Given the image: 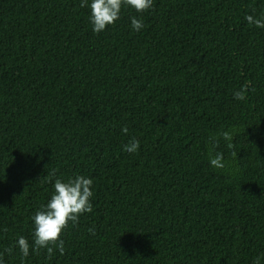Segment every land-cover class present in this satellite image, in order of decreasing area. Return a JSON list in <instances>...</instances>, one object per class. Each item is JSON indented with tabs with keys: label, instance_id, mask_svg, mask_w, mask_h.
<instances>
[{
	"label": "trees",
	"instance_id": "obj_1",
	"mask_svg": "<svg viewBox=\"0 0 264 264\" xmlns=\"http://www.w3.org/2000/svg\"><path fill=\"white\" fill-rule=\"evenodd\" d=\"M80 4L0 0L6 264H264V28L245 20L264 0H154L99 34ZM231 129L214 168L209 138ZM76 174L94 180L93 211L69 223L63 255L22 257L16 239L31 242L55 180Z\"/></svg>",
	"mask_w": 264,
	"mask_h": 264
},
{
	"label": "clouds",
	"instance_id": "obj_2",
	"mask_svg": "<svg viewBox=\"0 0 264 264\" xmlns=\"http://www.w3.org/2000/svg\"><path fill=\"white\" fill-rule=\"evenodd\" d=\"M154 0H81V7L90 9L89 21L92 31L99 34L106 30L109 25H113L119 20L124 8L134 9L142 13L152 8ZM245 20L249 25L257 28H264V13L247 14ZM131 27L139 32L145 27L142 18L131 17ZM247 88H241L233 93L236 100H245ZM121 131L128 132L127 126ZM235 130H223L216 136L209 138V163L212 167L223 169L227 161L222 152L215 151L220 139L228 142V147L232 148V141ZM128 152H136L140 148V141L133 138L125 146ZM233 157L237 156L235 150ZM53 192L47 202L38 208L32 216L34 230L31 237L19 236L13 247H18L22 257L27 258L31 253L40 249H46L48 259L54 255L56 249L61 255L65 252V241L61 238L69 223H77L83 213L93 211L92 200L95 197L94 180L84 174H76L67 178H57L53 184ZM94 231V229H90ZM12 248H5L0 251V264H6L4 259L6 254H11ZM260 257H257L254 264H260Z\"/></svg>",
	"mask_w": 264,
	"mask_h": 264
}]
</instances>
